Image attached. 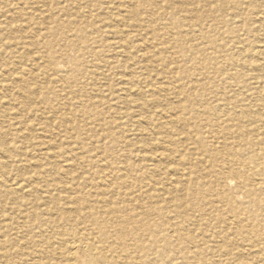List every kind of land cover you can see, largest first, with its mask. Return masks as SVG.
I'll return each mask as SVG.
<instances>
[{"label": "bare ground", "instance_id": "6f19581e", "mask_svg": "<svg viewBox=\"0 0 264 264\" xmlns=\"http://www.w3.org/2000/svg\"><path fill=\"white\" fill-rule=\"evenodd\" d=\"M10 1L0 100L28 152L2 128L0 222L21 224L0 223V264H264L255 0Z\"/></svg>", "mask_w": 264, "mask_h": 264}, {"label": "rangeland", "instance_id": "374dc122", "mask_svg": "<svg viewBox=\"0 0 264 264\" xmlns=\"http://www.w3.org/2000/svg\"><path fill=\"white\" fill-rule=\"evenodd\" d=\"M8 1H10V0H8ZM12 1V0H11ZM11 1H10V4L12 5V6H15V3L14 2H12L11 3ZM43 1H45V0H42V2ZM60 1V3H63L64 4V2H67V0H59ZM262 2V3H261ZM208 4V3H207ZM262 4V5H261ZM1 5V4H0ZM209 5V4H208ZM253 5H256V8H258L259 10H262L263 12H264V1L263 0H258V2H257V0H255V2H254V4ZM195 6H197V5H195ZM200 6V7H199ZM197 8H200L201 10H205V9H207V5H203V4H198V6H197ZM204 8V9H203ZM27 12L29 13V11L27 10ZM32 16L34 17V19L35 20H37V18L36 17H38V18H40V19H43L44 20V18H46V17H41V16H37V15H35V14H32ZM62 19H65V17H63ZM43 20H41V22H44V24L46 25L47 24V22L46 21H48V19L46 18L45 19V21H43ZM74 20V18L72 17V16H66V21H73ZM37 21H39V20H37ZM249 23H250V21H249ZM48 25V24H47ZM251 25V24H250ZM44 26V25H43ZM31 28L33 29V30H35L36 31V25L34 26H31ZM40 34H42V33H40ZM135 35V34H134ZM16 38H18L17 36H15ZM7 39V38H6ZM5 38H4V41L6 40ZM20 52H21V50H20ZM26 59H27V57H25L24 59H22V60H24V62L22 61V62H18L19 64H17L16 62H13L14 60H10V62L12 63V64H15L16 66H18V67H20V68H22V69H24L25 70V72L26 73H28V70H30V65H29V63L28 62H26ZM4 61V60H3ZM39 62V64L41 65V64H43L40 60L38 61ZM25 73V74H26ZM34 73V72H33ZM29 75H31V74H29ZM29 75H27L26 74V79L27 78H29L30 79V77L31 76H29ZM36 78V79H35ZM34 78V80H29V79H27V88H26V90L30 93V95H31V97L32 98H34V95H33V93L32 92H34V89L36 88V86L37 85H39V86H47V83H46V81H45V79H44V76L43 75H41V74H38L36 77ZM33 81V82H32ZM39 81H40V83H39ZM44 81H45V83H44ZM43 82V83H42ZM42 83V84H41ZM55 83V82H54ZM52 83L51 85H52V88H58V86L60 85L59 84V82L58 83ZM34 84V85H33ZM37 84V85H36ZM44 84V85H43ZM32 85V86H31ZM51 87V86H50ZM52 93H48L47 94V97H49L50 99L52 98ZM13 97H11V98H7V99H5V98H2L1 100H0V109L2 110V111H0V117L2 118V119H0V121H1V123H0V131L2 130V128H3V130H2V132L5 134V136L6 137H11L12 135H16L14 138H17V145L20 147V148H22L23 149V151H27L28 152V150H26V146L25 145H21L20 144V137L21 136H23L22 135V133H20V132H18L17 130H18V128L20 129V126H19V124L17 123V121H20V120H18V118L19 117H21L20 115H17V114H14L15 113V111H10V107H12V106H17L18 104H19V102L18 101H16V100H13L12 99ZM3 103H4V105H3ZM7 105H6V104ZM9 104V105H8ZM49 104H51V103H49ZM56 104V105H55ZM3 106V107H2ZM8 106V107H7ZM51 106L55 109L56 107H57V103L54 101L52 104H51ZM4 109V110H3ZM7 111V112H6ZM2 113V114H1ZM4 113L6 114V117H3L4 116ZM12 115H13V118L14 119H16L18 116V118L14 121V119H12ZM17 116V117H16ZM16 117V118H15ZM28 118V119H27ZM27 118H25V116H24V118H23V120H24V122H25V124H28V125H31V124H34L36 121L33 119V117H27ZM31 118V119H30ZM4 119V120H3ZM21 119H22V117H21ZM6 122V124L4 123V122ZM3 122V123H2ZM11 124V125H10ZM14 124H16V126H18V127H16ZM5 128H4V127ZM7 126H8V128H7ZM14 128H13V127ZM6 131V132H5ZM15 131V132H14ZM17 132V133H16ZM32 134H30V136L27 138L29 141H31V142H34V143H37V139H35L36 137H38L37 135H34V132L32 131L31 132ZM39 133V132H38ZM9 136H8V135ZM41 133H39V135H40ZM33 136V137H32ZM36 136V137H35ZM13 137V136H12ZM43 138V137H42ZM24 141V140H23ZM26 142H27V140H26ZM21 145V146H20ZM25 146V147H24ZM26 152V153H27ZM27 156H29V154H27L26 155V157ZM31 157H33V156H29V157H27V159H25L24 158V160H29ZM14 183H17V181L14 179V181H13V184ZM23 186V187H22ZM25 186V187H24ZM16 187V191H15V193L18 191V190H20V191H18L19 193H16V194H14V196H16V197H23L22 195H26L27 194V187H26V185H24V184H21V185H19V187L18 186H15ZM23 188V189H22ZM25 192V193H24ZM39 191L37 190V193H38ZM17 194H19V196L17 195ZM21 194V195H20ZM6 211H7V214H6ZM12 211L11 210H8V209H4L3 210V218H2V222H0V223H2V224H5L6 222H8V219H9V223H11V224H16V225H19V224H21L20 222L21 221H19V220H17V218H15V220H17V221H13V219H14V217H16L15 215H13V213H11ZM8 215H13V217L11 216L10 218H9V216ZM6 221V222H5ZM14 224V225H15ZM1 225V224H0ZM8 232V231H7ZM7 232H5V233H7ZM22 233V232H21ZM21 233L20 234H18L19 236L21 235ZM7 237L8 238H10V237H12V238H14L15 237V232L12 234V232H8L7 233ZM12 235H14V236H12ZM17 238V237H16ZM15 238V239H16ZM21 239H19V238H17V245L18 246H22L21 244L23 243V241L25 240V241H29V242H31V238L28 236L26 239L24 238H22V237H20ZM7 249H9L8 247H7Z\"/></svg>", "mask_w": 264, "mask_h": 264}]
</instances>
